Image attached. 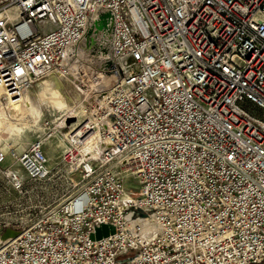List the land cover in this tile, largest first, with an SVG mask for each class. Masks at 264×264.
<instances>
[{
    "label": "built area",
    "instance_id": "1",
    "mask_svg": "<svg viewBox=\"0 0 264 264\" xmlns=\"http://www.w3.org/2000/svg\"><path fill=\"white\" fill-rule=\"evenodd\" d=\"M94 40L115 79L92 90ZM50 73L83 112L0 147V264H264V0H0V105ZM57 138L72 192L28 220Z\"/></svg>",
    "mask_w": 264,
    "mask_h": 264
},
{
    "label": "rangeland",
    "instance_id": "2",
    "mask_svg": "<svg viewBox=\"0 0 264 264\" xmlns=\"http://www.w3.org/2000/svg\"><path fill=\"white\" fill-rule=\"evenodd\" d=\"M94 45H97V47L99 46L104 52H101V49H98L99 51L96 49L99 52L96 53V55L84 52L82 56V59L85 63H83V72L85 74L86 72L94 73V75L96 76L93 80L94 83L90 86L92 90L107 86L111 84L115 79L113 75L105 74L100 70V68H104L105 66L112 64L111 60L110 64L107 65L102 62L104 59V61L109 63L108 57L105 58L107 55L111 57V48L109 44L105 43L101 47V45H99V43H95L94 40ZM94 45L91 46L94 47ZM56 75L57 74L53 73L54 77L51 76L50 78H48L47 75L31 91L33 92L34 96H36L37 94H40V92L43 91L44 80L51 79L56 81L55 83L58 87L59 92L62 93V95L66 97V99L71 101L73 105L77 106V108L73 110H75L77 114L80 113L79 118H81L80 116L82 115L84 108L81 107L82 101H84L82 94H84V92L88 89L80 88L78 86V82H75L69 78L59 79V75L58 77ZM83 83L86 82L83 81ZM91 92L93 91H90V93ZM78 95H80L79 99L77 98ZM33 107L35 108L34 110ZM70 111V109H67L65 111H61L60 109L58 110V108L51 106L49 103L38 105L36 107L35 105H32V108L28 109L24 107V99L22 102H17L13 104L3 103V105H0V117L1 112L6 113V116L13 124L1 129L0 147L16 146L25 149L26 147H28L29 144H31V142L36 140L42 134L44 129V121H46L47 119L54 121L55 119L59 118L62 113H69ZM16 114H21V118L19 120L17 119ZM79 118L78 121L80 122L81 119ZM64 148L65 142L63 141V138L54 139L46 146V153L50 160L52 174L47 182H45L41 186H37L38 191L35 190V185H32L30 181L25 178L26 184L28 183L27 186L30 188L29 193L24 196V214L28 218V220H30L32 216L37 217L49 213L50 211L58 207L60 204H62L70 196V193L72 192L71 184L75 178L69 177L70 175H67L63 170H59L58 167L61 161V155L63 153ZM9 163L10 160L6 164L8 165ZM135 185H137L136 182L130 180L127 184L128 191H131L130 189L134 188Z\"/></svg>",
    "mask_w": 264,
    "mask_h": 264
},
{
    "label": "bare ground",
    "instance_id": "3",
    "mask_svg": "<svg viewBox=\"0 0 264 264\" xmlns=\"http://www.w3.org/2000/svg\"><path fill=\"white\" fill-rule=\"evenodd\" d=\"M110 56H112L111 52H110ZM82 69H83V66H82ZM51 76H53V73H50L47 77L50 78ZM56 76L58 77V75H56ZM62 77L63 76H59L58 78L59 79L60 78L62 79ZM55 82L56 81L51 80V79L44 80L43 81L44 89H43L42 92H40V94H37L36 96H34L33 92L31 91L32 89L31 90H28L25 93V95H23V98H22V100L20 102H22L23 99H24V107H26L28 109H31L32 108V105L33 106L35 105V107H36L38 105H43L45 103H49L51 106H54V107L58 108V110L60 109L61 111H65L67 109H70L71 111L69 113L66 112L65 113L66 115L67 114H74L73 115L74 117L75 116H79L80 113L77 114L75 112V110H73V109H76L77 106L73 105V103L71 101H69L68 99H66V97H64L62 95V93L59 92L58 87H57V85H56ZM83 95L84 94H82V96ZM79 97H80V95H78L77 98L79 99ZM34 109L35 108L33 107V110ZM12 112H14V111H12ZM28 114H29V112H28ZM16 116H17V119L18 120L21 118V114L20 115L16 114ZM60 119L61 118H57V120H58L57 122H62V121H59ZM12 124L13 123L10 122V120L6 116V113L1 112V117H0V131L4 127L10 126ZM136 223H138V224H140L142 226V231H144L143 232L144 233V237H146V238H147L148 235L155 234L157 232H160V230H161L160 227L156 224V222L154 221L153 218L150 219V220H141V221H138Z\"/></svg>",
    "mask_w": 264,
    "mask_h": 264
},
{
    "label": "water",
    "instance_id": "4",
    "mask_svg": "<svg viewBox=\"0 0 264 264\" xmlns=\"http://www.w3.org/2000/svg\"><path fill=\"white\" fill-rule=\"evenodd\" d=\"M113 232H114L113 229H111L107 226H103L102 229L98 231L96 238L101 239L102 237L107 236V235H109V233H113ZM8 235H10L9 232H7L5 237H8Z\"/></svg>",
    "mask_w": 264,
    "mask_h": 264
}]
</instances>
